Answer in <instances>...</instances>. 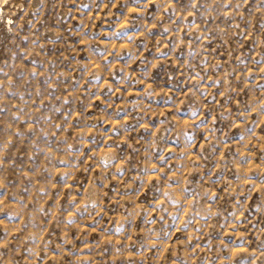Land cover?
<instances>
[{
	"label": "rangeland",
	"instance_id": "1",
	"mask_svg": "<svg viewBox=\"0 0 264 264\" xmlns=\"http://www.w3.org/2000/svg\"><path fill=\"white\" fill-rule=\"evenodd\" d=\"M0 264H264V0H0Z\"/></svg>",
	"mask_w": 264,
	"mask_h": 264
}]
</instances>
